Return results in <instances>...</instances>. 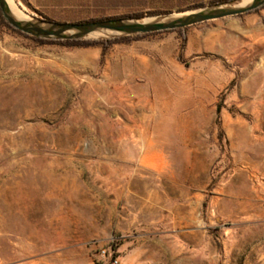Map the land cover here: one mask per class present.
<instances>
[{
  "label": "rangeland",
  "instance_id": "rangeland-1",
  "mask_svg": "<svg viewBox=\"0 0 264 264\" xmlns=\"http://www.w3.org/2000/svg\"><path fill=\"white\" fill-rule=\"evenodd\" d=\"M184 29L0 27V264H98L111 238L120 264H264V8Z\"/></svg>",
  "mask_w": 264,
  "mask_h": 264
},
{
  "label": "water",
  "instance_id": "water-1",
  "mask_svg": "<svg viewBox=\"0 0 264 264\" xmlns=\"http://www.w3.org/2000/svg\"><path fill=\"white\" fill-rule=\"evenodd\" d=\"M261 6H264V0H228L180 12L89 23H69L48 21L26 14L20 9L12 10L8 0H0L1 13L13 28L32 37L52 40H102L184 29L242 15Z\"/></svg>",
  "mask_w": 264,
  "mask_h": 264
},
{
  "label": "trees",
  "instance_id": "trees-1",
  "mask_svg": "<svg viewBox=\"0 0 264 264\" xmlns=\"http://www.w3.org/2000/svg\"><path fill=\"white\" fill-rule=\"evenodd\" d=\"M225 1H228V0H196L190 5L164 6L160 8L148 9L146 11L134 10V11L123 12L120 14L119 13L118 14L117 13L116 14H106V12L103 9H100L97 12H95L94 15H90V16L88 15V13H85L84 16L72 15L71 17L70 16H51V17L50 16H40V17L48 21L69 22V23H89V22L106 21V20L117 19V18L142 17L144 15H156V14H163V13H170V12H180V11H186L190 9L199 8L204 5H208V4L220 3V2H225ZM262 8H264V6H261L257 8L256 10H253L252 12L257 11ZM1 26L8 28L12 32L24 38L38 42L40 44H55V45H63V46H75V47H88V46L100 45L104 49H107L109 46L116 44V43H123L126 41H130L133 39L143 37V36L162 33V32H178L179 34L183 35V32L185 30L183 28H180V29H175V30L139 34V35H134V36L120 37V38H114V39H108V40H52V39L32 37L28 34H25L13 28L7 22V20L3 17L1 10H0V27Z\"/></svg>",
  "mask_w": 264,
  "mask_h": 264
},
{
  "label": "crops",
  "instance_id": "crops-1",
  "mask_svg": "<svg viewBox=\"0 0 264 264\" xmlns=\"http://www.w3.org/2000/svg\"><path fill=\"white\" fill-rule=\"evenodd\" d=\"M194 1L196 0H28L32 6L44 5L49 8H54L55 10L52 13H58L57 15L61 16H64L67 12L75 15H82L90 12L95 14V12L100 9H103L106 14H120L127 11H146L148 9L164 6L190 5ZM144 135L145 134L142 133L139 136V139H141L139 141L144 142ZM143 159L142 156V160ZM119 160L125 161L126 158H120ZM0 216V223H4V212L1 207Z\"/></svg>",
  "mask_w": 264,
  "mask_h": 264
},
{
  "label": "built area",
  "instance_id": "built-area-1",
  "mask_svg": "<svg viewBox=\"0 0 264 264\" xmlns=\"http://www.w3.org/2000/svg\"><path fill=\"white\" fill-rule=\"evenodd\" d=\"M118 238H111L109 244H103L98 251V264H120Z\"/></svg>",
  "mask_w": 264,
  "mask_h": 264
},
{
  "label": "bare ground",
  "instance_id": "bare-ground-1",
  "mask_svg": "<svg viewBox=\"0 0 264 264\" xmlns=\"http://www.w3.org/2000/svg\"><path fill=\"white\" fill-rule=\"evenodd\" d=\"M8 2H9V5H10L11 9L13 10L14 9V5L12 4V1L8 0Z\"/></svg>",
  "mask_w": 264,
  "mask_h": 264
}]
</instances>
